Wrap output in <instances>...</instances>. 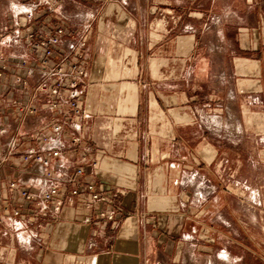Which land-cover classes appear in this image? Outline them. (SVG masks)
Masks as SVG:
<instances>
[{
	"label": "crops",
	"instance_id": "crops-1",
	"mask_svg": "<svg viewBox=\"0 0 264 264\" xmlns=\"http://www.w3.org/2000/svg\"><path fill=\"white\" fill-rule=\"evenodd\" d=\"M3 1L0 65L12 90L0 97V240L19 230L20 240L34 244L25 255L13 236L0 242V264H177L189 242L230 264H264V227H252L238 207L251 167L258 180L264 170V0L229 3L227 16L218 0H49L34 18L27 11L35 0ZM62 21L84 44L85 118L68 104L56 115L33 78L26 95L14 76L23 59L37 60L25 35ZM208 38L226 48L205 49ZM8 56L18 60L5 62ZM217 56L231 64L223 92L211 61ZM56 123L65 132L59 158L33 145L58 181L87 156L85 181L115 202L114 220L96 224L109 205L86 207L90 195L72 196L68 184L56 221L27 204L24 217L15 215L25 201L10 184L40 197L46 169L20 162L27 143L13 150L10 143ZM219 214L226 223L215 220Z\"/></svg>",
	"mask_w": 264,
	"mask_h": 264
},
{
	"label": "built area",
	"instance_id": "built-area-1",
	"mask_svg": "<svg viewBox=\"0 0 264 264\" xmlns=\"http://www.w3.org/2000/svg\"><path fill=\"white\" fill-rule=\"evenodd\" d=\"M45 7H51L49 0H35L27 14L30 18H34L36 13ZM74 36L75 33L64 21L55 24L54 28L49 31L37 28L29 31L25 35V39L30 43L37 64L36 67H31V64L26 60L22 61L24 71L16 79V82L20 85L23 93L28 95L31 90L30 79L36 77V93L49 96L48 107L56 115H62L64 105L68 104L71 113L85 118L87 112L82 104V99L88 89V63L82 53L84 44H78ZM7 71V67L0 65V97L9 95L12 90L7 81ZM19 111L33 115L37 112V108L21 105ZM64 134L62 124L56 123L33 136L21 135L10 143L12 150L27 143L26 153L20 157V162L42 164L46 169L43 173L45 181L42 184L43 189L40 197H36L29 188L19 189L18 183L15 181L10 184V189L25 201L24 204H18L15 215L24 217L26 214L21 206L27 204L29 207H33L36 213L49 215L53 221H56L64 206L63 185L68 184L71 187L70 194L72 196L90 195L86 207L90 208L98 203L109 205L110 209L101 210L96 214V224L100 225L104 220H114L116 217L115 202L106 193L100 191L97 184L85 181L84 164L88 162L87 156L81 159V164L72 175L58 181L54 179V173L48 169L50 158L40 153L38 148L33 145V142H37L42 147L49 149L53 157L59 158L61 145L58 144V140ZM79 141L78 138L73 139L74 143H79ZM96 164L97 161L93 163V165Z\"/></svg>",
	"mask_w": 264,
	"mask_h": 264
},
{
	"label": "rangeland",
	"instance_id": "rangeland-1",
	"mask_svg": "<svg viewBox=\"0 0 264 264\" xmlns=\"http://www.w3.org/2000/svg\"><path fill=\"white\" fill-rule=\"evenodd\" d=\"M229 3H235V4H237V7H238L239 4L242 3V0H218L219 7L223 8L222 13L224 14V16L230 15L233 12V10H230V7L228 6ZM2 4H4L3 0L0 1L1 7H2ZM0 43H2V41H0ZM9 44L11 46L10 49H12V50L17 49V47L15 46V44L13 42L7 43L8 46H9ZM204 45H205V49H207L209 51L217 50V49L223 50L226 48L225 42L214 41V40H211L210 38H208V40H206L204 42ZM12 53H13V51H12ZM4 60H5V62L8 61L10 63H13L14 60H18V58L16 59L14 56H8V57L4 58ZM24 60L29 62L31 64V67H36L37 63L34 64L33 61H30L29 59H23L22 61H24ZM211 61L213 62L215 71L217 72L218 87L220 89V92H223L225 90L223 83L225 81L232 82V80H233L232 76L228 72L231 69L230 61L228 58H223L220 56L212 58ZM204 63L209 64V59H207V61L203 60L202 66L205 65ZM7 65H8V63H6V66ZM21 66H22V64H21ZM21 70H22L21 73L16 72L14 74L16 79L19 77V75H21L23 73L24 66H22ZM33 80L36 82V77L33 78ZM30 81H31V79H30ZM3 140L4 141L2 144H4V143L6 144L7 139H3ZM35 144L37 145V142H35ZM249 172H250V183H248V185H247L249 187V192L247 194V198L244 201L240 202L238 204V207H239V210L242 213H244L245 216L247 217V221H248L247 223H250V225H252V227L256 228L257 226H259V224L261 227H264V170L261 169V174H260L261 178L259 180L256 177L258 170L251 167ZM0 205H1V203H0ZM215 220H217L220 224L223 222L226 223L225 216L224 215L221 216V214H219V217ZM12 236L14 237V240L16 242H18L19 245L22 247V250H23L25 255H29L32 252L31 248H32V245L34 244L33 241L30 243H26V242H24V240H20V231L19 230L15 234L12 232ZM12 236H10L9 234L1 235L2 240H0V242L2 243V245L9 244L12 240ZM257 236H258V234H257ZM259 236H260L261 241L263 242L262 247H264V231L261 230V233L259 234ZM33 239H36V237ZM204 242H205V240L203 241V243ZM262 251H263L262 256L264 257V248ZM3 255L4 254H0V258ZM24 260H26V259H24ZM166 264H170L168 260H167ZM177 264H230V263L228 262V258L226 257L225 254H222L220 252L218 256L216 253H215V255L210 256L206 252H200V251L195 250L194 247L192 246V242H189L185 251H184L183 258H181V260Z\"/></svg>",
	"mask_w": 264,
	"mask_h": 264
}]
</instances>
